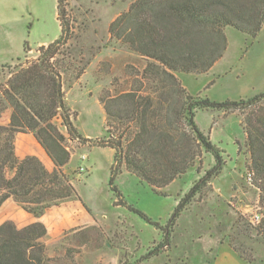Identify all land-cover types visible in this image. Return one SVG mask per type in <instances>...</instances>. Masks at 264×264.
Here are the masks:
<instances>
[{"label": "rangeland", "instance_id": "374dc122", "mask_svg": "<svg viewBox=\"0 0 264 264\" xmlns=\"http://www.w3.org/2000/svg\"><path fill=\"white\" fill-rule=\"evenodd\" d=\"M133 2L63 0L71 38L62 50L73 60L68 74L63 75L65 99L77 131L91 142L71 141L67 135L70 162L62 171L75 189L73 197L39 219L10 202L0 211V225L12 221L23 228L36 221L44 223L51 264H134L151 253L142 264H212L221 244L240 249L253 264H264V240L249 222L261 209L260 192L247 170L244 116L239 112H198L196 123L202 132H210L213 144L224 151L225 166L182 215L168 248L158 250L162 232L127 206L165 227L181 199L213 168L214 158L204 155L200 174L191 169L161 193L123 165L114 178L121 199L112 191L115 151L101 145L110 137L101 100L108 102L147 84L143 80L147 61L111 40L109 34L112 22ZM57 6V0H0L1 86L7 84L10 68L35 60L40 46L60 37ZM225 35L227 49L214 69L203 75L178 74L182 86L192 95L216 102L248 99L264 92V25L255 39L230 27ZM26 45L31 50L28 53ZM79 71L83 74L76 80ZM56 123L66 134L61 119ZM23 136L16 142L20 156L26 146H38L32 136L30 142ZM48 168L54 167L50 163Z\"/></svg>", "mask_w": 264, "mask_h": 264}, {"label": "trees", "instance_id": "16d2710c", "mask_svg": "<svg viewBox=\"0 0 264 264\" xmlns=\"http://www.w3.org/2000/svg\"><path fill=\"white\" fill-rule=\"evenodd\" d=\"M62 2L57 0L60 37L40 46L35 60L10 68L7 84L0 85V211L14 202L37 219L75 194L62 171L70 162L67 135L71 141L91 142L77 131L65 99L63 75L68 74L73 60L62 50L71 38ZM263 25L264 0H134L110 25L111 40L147 61L143 75L146 86L130 89L108 102L101 100L110 132L101 145L115 151L112 191L121 199L114 178L123 165L161 193L191 169L200 174L204 155L214 158L213 168L181 199L165 227L127 206L162 232L158 250L171 245L182 215L225 166L224 151L213 144L210 132H202L196 123L198 112L204 110L244 116L247 170L260 192L263 212L262 222L255 229L257 237L264 240V92L248 99L216 102L190 94L177 77L211 71L226 52L227 28L255 39ZM24 51L31 50L26 45ZM82 74L79 71L74 78L78 80ZM58 119L66 134L56 123ZM19 135L32 136L54 168L50 170L36 155L20 156L16 145ZM47 234L40 221L23 228L12 221L3 223L0 264H51L44 243ZM231 247L246 263H254L240 249ZM150 256L134 264H142Z\"/></svg>", "mask_w": 264, "mask_h": 264}, {"label": "crops", "instance_id": "0c3cea01", "mask_svg": "<svg viewBox=\"0 0 264 264\" xmlns=\"http://www.w3.org/2000/svg\"><path fill=\"white\" fill-rule=\"evenodd\" d=\"M218 63L219 62H217V64ZM214 67H213V69H214ZM23 137L28 138L27 139L28 142L32 141L29 136H23ZM32 147L33 148H31L30 146H26V148H24V150H25L24 156L36 155L44 162V164L47 167H48V165L50 166L51 162H50L49 158L46 156L45 152L39 146L32 145ZM31 149H32V152L30 151ZM7 204H10V202H8ZM212 264H248V263H246L243 259H241L238 256V254L232 248H230L228 245L221 244L218 248L217 253L215 254V256L212 259Z\"/></svg>", "mask_w": 264, "mask_h": 264}, {"label": "built area", "instance_id": "2783aa9c", "mask_svg": "<svg viewBox=\"0 0 264 264\" xmlns=\"http://www.w3.org/2000/svg\"><path fill=\"white\" fill-rule=\"evenodd\" d=\"M84 159L86 160L87 158L84 157ZM249 219H250L249 220L250 224H252L255 227L259 226L261 224V222H262V219H263L262 209L259 208L254 215L250 216Z\"/></svg>", "mask_w": 264, "mask_h": 264}]
</instances>
